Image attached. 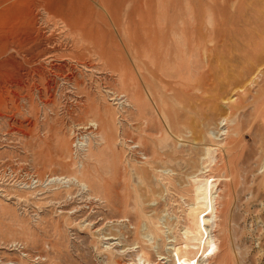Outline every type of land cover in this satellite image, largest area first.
Instances as JSON below:
<instances>
[{"label":"rangeland","instance_id":"1","mask_svg":"<svg viewBox=\"0 0 264 264\" xmlns=\"http://www.w3.org/2000/svg\"><path fill=\"white\" fill-rule=\"evenodd\" d=\"M0 264H264V0H0Z\"/></svg>","mask_w":264,"mask_h":264},{"label":"bare ground","instance_id":"2","mask_svg":"<svg viewBox=\"0 0 264 264\" xmlns=\"http://www.w3.org/2000/svg\"><path fill=\"white\" fill-rule=\"evenodd\" d=\"M191 69L192 68H190V71ZM210 189L211 183L209 180L193 179L191 194L192 202L186 212V224L181 229V239L183 241V246H186L191 253V257L197 262L199 261L200 263L204 262V258L206 256L213 254L216 247L219 245V239L211 233L209 227L210 217L208 216V213L212 207Z\"/></svg>","mask_w":264,"mask_h":264}]
</instances>
